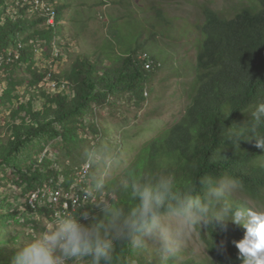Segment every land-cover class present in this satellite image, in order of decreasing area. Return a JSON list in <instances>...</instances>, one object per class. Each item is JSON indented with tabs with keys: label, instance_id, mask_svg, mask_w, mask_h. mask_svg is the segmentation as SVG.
Returning a JSON list of instances; mask_svg holds the SVG:
<instances>
[{
	"label": "trees",
	"instance_id": "1",
	"mask_svg": "<svg viewBox=\"0 0 264 264\" xmlns=\"http://www.w3.org/2000/svg\"><path fill=\"white\" fill-rule=\"evenodd\" d=\"M39 1L47 6L29 14L24 0H0V110L9 109L0 117V170L10 169L33 193H40L36 207L30 202L18 207L0 195V264H11L17 248L6 250L4 243L14 246L21 241L23 233L13 228L23 223L21 219L35 227L38 220L28 217L31 213L52 217L58 210L68 211L51 197L54 188L76 186L79 193L88 187L85 181L76 182L85 163L74 171L62 167L47 146L57 139L74 141L81 137L78 130L87 126L112 139L113 131L100 124L96 107L124 97L145 101L160 71L170 70L169 76L179 79L187 99L185 111L139 148L125 171L108 182L107 196L122 199L111 188L126 174L138 179L167 170L179 183L198 182V188L207 176L239 177L245 190L234 199L243 207L264 203V149L255 146L254 138L236 147L227 136L231 126L249 118L251 107L264 101V0L241 1L230 16L206 6L194 19L171 14L164 5L171 0H94L88 5L106 6L100 13L109 30L94 51L73 54L58 74H51L54 90L46 86L49 70L36 66V47L50 55L48 47L60 41V35L69 36L63 18L72 1ZM22 65L30 76H4L3 71ZM259 131L264 133V128ZM93 210L92 200L71 207L78 214ZM245 231L232 222L226 229H205L207 259L181 255L167 264H243L235 241ZM116 264L163 261L156 250L122 243Z\"/></svg>",
	"mask_w": 264,
	"mask_h": 264
},
{
	"label": "clouds",
	"instance_id": "2",
	"mask_svg": "<svg viewBox=\"0 0 264 264\" xmlns=\"http://www.w3.org/2000/svg\"><path fill=\"white\" fill-rule=\"evenodd\" d=\"M247 114L242 125L231 126L228 139L237 147L241 140L254 138L255 146L264 149V133L259 131L264 128V101ZM84 160L82 179L86 190L96 194L94 210L36 218L45 227L42 232L14 229L30 242L23 247L17 243L11 264H116V249L122 243L152 247L167 264L184 253L197 230L213 232L218 225L226 229L229 222L246 230L235 241L243 264H264V210L243 207L234 199L245 190L239 177L207 176L198 188V182L179 183L167 170L147 172L138 179L126 174L111 188L122 198L118 201L105 192L108 177L120 166V154L101 141L86 150ZM89 167L96 171L89 173Z\"/></svg>",
	"mask_w": 264,
	"mask_h": 264
},
{
	"label": "rangeland",
	"instance_id": "3",
	"mask_svg": "<svg viewBox=\"0 0 264 264\" xmlns=\"http://www.w3.org/2000/svg\"><path fill=\"white\" fill-rule=\"evenodd\" d=\"M24 1L30 5L29 14H33L34 10H37L40 6H47L39 0ZM62 1L60 0V2ZM71 1L72 5L65 10L63 18L65 20L63 22L65 33L69 36L64 39L60 35V41L55 40L53 47H48V49H52L50 55L44 51L43 47H36V66L44 72L49 70L50 73L45 78L48 82L46 86L52 90H54L56 83L52 81L51 74H58L61 68L70 61L73 54L81 53L85 50L94 51L106 35L107 30H109L105 17H102V13H100L104 9L106 10V6H89L88 4H91L94 0H68V2ZM241 1L246 2V0H171L164 2V5L167 9H170L171 14L194 19L201 16L202 9L206 6L230 16L241 7ZM83 2H87V5H80ZM79 33L82 36H77ZM192 51L194 50L192 49ZM59 54L63 55V57L57 60L56 58ZM3 72L6 77L24 78L30 76L26 65L14 66V68ZM11 72H13V75H11ZM168 72L170 70L160 71L153 79L151 86L154 91L146 90L145 97L147 99L145 101H130L128 97H124L112 100L104 106L96 107V111L100 116H98L100 124L108 125L109 129L113 131L112 139L107 140L103 135L94 133L86 125V128L78 130L81 137L76 138L74 141L54 140L47 146L49 154H52L58 165L74 171V169L80 168L85 163L84 153L86 150L93 144L102 141L109 144L121 157L120 166L112 171L107 183L112 178L122 174L137 154L139 148L145 142L157 137L166 128L174 124L185 111L187 99L184 96L182 85L178 78L170 77ZM21 89L24 91V87ZM8 113L9 109L5 107L0 110V117L5 118ZM87 118L89 119L90 116H87ZM40 157L37 155V158ZM95 171L96 169L92 168L91 173ZM16 181L21 184H16ZM32 193L33 191L30 190L28 183L22 181L20 176L11 173L10 169L0 170L1 196L6 195L15 206L23 207L24 204L29 202L28 199L32 196ZM91 195L93 202L96 194L91 193ZM105 196H107V190ZM257 205L258 208L256 209L264 210V203ZM28 217L50 218L48 215L38 212L31 213ZM21 220L23 223L14 225V229L24 230L32 227L37 232L45 230L44 225L39 220L35 223V227L24 223L23 219ZM202 232L203 230H197L192 235L189 245L182 254L184 258L189 256L199 260L208 258L209 253L203 241ZM28 242H30L28 236L23 233L18 245L23 247ZM16 245L10 246L8 243H4V246H7L6 250L15 249L17 248ZM149 248L155 250L152 247Z\"/></svg>",
	"mask_w": 264,
	"mask_h": 264
},
{
	"label": "bare ground",
	"instance_id": "4",
	"mask_svg": "<svg viewBox=\"0 0 264 264\" xmlns=\"http://www.w3.org/2000/svg\"><path fill=\"white\" fill-rule=\"evenodd\" d=\"M50 21L52 22V20H50ZM90 168L91 167L88 168V171H90ZM84 173H85V165L78 172L76 182H78L79 185L85 181L84 179H82ZM75 187H72L71 189H68L65 186H58V187L54 188L50 194H51V197H53L55 199L56 205L62 204L66 210L71 211L72 206L75 207V206L80 205L81 203L85 204V203H89L91 201L92 195H91V193H89L85 190L86 189L85 187L79 193H78V187H76V188ZM39 199H40V193H39V191H36V192L32 193V196L28 199V201L30 202V204L33 207H36L37 206L36 203L39 201ZM61 209H63V208H61ZM58 212H62V210H58Z\"/></svg>",
	"mask_w": 264,
	"mask_h": 264
}]
</instances>
